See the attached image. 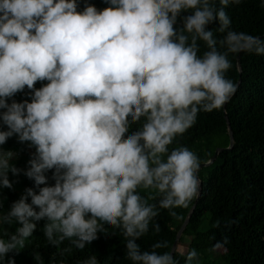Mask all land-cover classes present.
<instances>
[{
	"label": "clouds",
	"instance_id": "1",
	"mask_svg": "<svg viewBox=\"0 0 264 264\" xmlns=\"http://www.w3.org/2000/svg\"><path fill=\"white\" fill-rule=\"evenodd\" d=\"M106 2L77 11V0H0V145L16 135L35 148L25 169L11 163L13 151L0 150V187L11 189L8 173L23 172L38 188H25L0 214V225H18L0 238V264H15L8 254L24 247L40 220L53 246L67 239L83 249L112 226L131 264H178L171 251H156L167 241L143 251L136 242L158 209L179 218L174 209L199 195L197 156L168 145L198 112L220 109L235 93L225 77L229 54L264 56V39L230 28V0L219 7L214 0ZM178 17L183 26L174 28ZM214 20L219 40L207 28ZM198 41L206 47L200 55ZM38 80L48 83L34 88ZM25 86L30 101L7 102ZM138 188L151 190L156 203ZM179 254L183 264H198L194 249Z\"/></svg>",
	"mask_w": 264,
	"mask_h": 264
},
{
	"label": "trees",
	"instance_id": "2",
	"mask_svg": "<svg viewBox=\"0 0 264 264\" xmlns=\"http://www.w3.org/2000/svg\"><path fill=\"white\" fill-rule=\"evenodd\" d=\"M219 7V0H214ZM260 0H239L238 4L225 6L229 16L230 28L264 39V8L259 7ZM86 4L94 5L97 10L108 7L106 0H77V11H82ZM190 12H181V16ZM178 17L174 28L182 27ZM218 23L214 20L207 25L213 30V36L219 40L223 35L217 33ZM197 54H202L206 47L198 41ZM240 54L241 71L237 56ZM231 67L225 77L237 85L235 93L220 109L210 112H198L195 122L182 134L174 137L168 145L172 148L185 146L198 158L199 163L208 161L217 147H226L229 136L225 116L232 130L233 143L230 149L219 152L209 165L199 168L197 175L201 180V191L188 223L183 230L177 246L182 245L184 237H189V249L195 251L211 250L218 247L225 249L223 257L228 264H264V56L241 52L229 54ZM48 81H36L33 87L39 88ZM31 90L25 86L7 102L31 100ZM4 109H0L3 112ZM132 125L125 135L137 129ZM0 130L6 125L0 121ZM0 150L15 153L11 163L17 168L28 167L27 161L35 152L29 142H19L16 135L6 139ZM52 171L48 170L47 184L54 183ZM204 172V178L199 172ZM11 189L0 187V214L7 211L11 203L17 200L25 188L31 187L38 192L33 181L23 172L13 175ZM41 185L40 187H43ZM137 191L147 203H156L158 197H148L149 190L138 188ZM145 191V192H144ZM195 198L188 207L176 208L179 218L169 215L167 209H158V215L149 222V231L136 242L141 250H152L151 245L157 241H167L166 248L156 249L157 252L170 251L176 233ZM30 202V197L28 198ZM158 223L160 231L154 232L152 224ZM201 222L204 228L198 229ZM36 227L30 237L26 238L24 247L19 252L9 253L15 264H79L89 256H95L97 264H131L125 256V238L118 228L104 226L105 233H98L97 239L77 249L65 239L58 246L50 245L43 236L44 220L36 221ZM18 225H0V238L15 231ZM174 257L178 264H183L184 257L175 251ZM6 259V258H5Z\"/></svg>",
	"mask_w": 264,
	"mask_h": 264
},
{
	"label": "rangeland",
	"instance_id": "3",
	"mask_svg": "<svg viewBox=\"0 0 264 264\" xmlns=\"http://www.w3.org/2000/svg\"><path fill=\"white\" fill-rule=\"evenodd\" d=\"M200 177L204 178V172H199ZM145 192V191H144ZM148 197L154 195V193L151 192V190L147 193ZM204 228V222H201L198 226V229ZM189 237H184L182 241V245L179 247L177 246L176 251L181 252H187L189 251ZM197 253V260L198 264H228L226 262V259L223 257V254L225 253V249L218 247L215 251H211L209 249L201 251H196Z\"/></svg>",
	"mask_w": 264,
	"mask_h": 264
},
{
	"label": "water",
	"instance_id": "4",
	"mask_svg": "<svg viewBox=\"0 0 264 264\" xmlns=\"http://www.w3.org/2000/svg\"><path fill=\"white\" fill-rule=\"evenodd\" d=\"M239 58H240V54H238V56H237V60H238V67H239V70L241 71V64H240ZM239 83H240V79H239L237 85H239ZM225 120H226V125H227V130H228V136H229V144H228V146H226V147H217V148L215 149L213 155L211 156V158H210L208 161H205V162H201V163H199V168H201V167H203V166H206V165H209L210 163H212V162L215 160V158H216V156H217V154H218L219 152L231 148L232 143H233L232 130H231V128H230V124H229L228 119H227L226 116H225ZM197 178H198V180H199V193H200V191H201V180L199 179L198 175H197ZM197 198H198V196L195 197V199H194V201H193V204L191 205L190 209L188 210V212H187V214H186V217L184 218V221H183L182 225L180 226L179 230H178L177 233H176L175 240H174V242H173V244H172V247H171V250H170V251L173 253V255H174V253H175V251H176L177 244H178V240H179V238H180V236H181L183 230L185 229V227H186V225H187V223H188V220H189V217H190L191 213H192L193 210H194V207H195V205H196Z\"/></svg>",
	"mask_w": 264,
	"mask_h": 264
}]
</instances>
